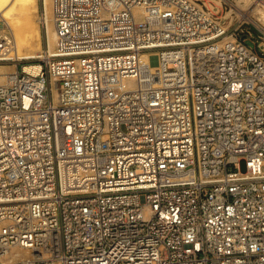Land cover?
<instances>
[{"label":"built area","instance_id":"1","mask_svg":"<svg viewBox=\"0 0 264 264\" xmlns=\"http://www.w3.org/2000/svg\"><path fill=\"white\" fill-rule=\"evenodd\" d=\"M51 5L45 58L0 21V264H264V43L205 0Z\"/></svg>","mask_w":264,"mask_h":264},{"label":"bare ground","instance_id":"2","mask_svg":"<svg viewBox=\"0 0 264 264\" xmlns=\"http://www.w3.org/2000/svg\"><path fill=\"white\" fill-rule=\"evenodd\" d=\"M51 1L52 0H44V15L40 17L39 0H0V21L9 25L15 41L16 49L12 54L13 59L36 60L45 58L47 50L45 51L43 49L41 25L44 27L46 26L48 50L52 51L56 46L58 36L52 20ZM213 1L220 8L222 7L221 1L223 0H205V3L210 9L214 8ZM237 2L238 5H235V9L241 11L242 8H239V4L241 5V2H245L248 6H253L257 3V0H237ZM262 6L263 7H260V4H258L252 14L258 10L261 17L259 15L258 17H260V20H257L263 22L264 24V5ZM246 10L248 11L249 8H246ZM246 10L245 13H242L243 15H247ZM229 14L230 13L228 12V15ZM40 69L41 65L39 63L32 65L26 64L24 67L25 71L33 74L39 73ZM11 70H16L15 63L0 64V83L4 82L5 75L10 73L9 71Z\"/></svg>","mask_w":264,"mask_h":264},{"label":"rangeland","instance_id":"3","mask_svg":"<svg viewBox=\"0 0 264 264\" xmlns=\"http://www.w3.org/2000/svg\"><path fill=\"white\" fill-rule=\"evenodd\" d=\"M213 4L214 8L211 9L212 12L215 13L222 22H224L226 28H229L230 32H235L239 39L251 45L255 51L260 52L258 45L264 43V24L263 22L259 21L261 14L258 12V10L254 14H252V12L258 4H260V7H263L262 5H264V0H257V3L253 6H248L245 2H241V5L239 4V8H242L243 11L242 9L241 11L235 9V5H238L237 0H227L226 3H223L221 8L216 5L215 2ZM246 8H249L248 11L250 14ZM245 10L247 15L242 14L245 13ZM228 12L230 13L229 15ZM39 15L40 17L44 15V0H39ZM259 15L260 17H258ZM41 28L43 36V49L46 51L48 49L46 26L44 27L41 25ZM9 72L13 71L11 70Z\"/></svg>","mask_w":264,"mask_h":264}]
</instances>
